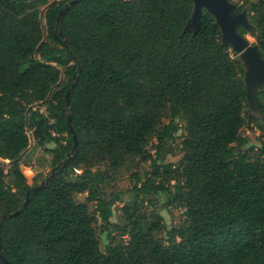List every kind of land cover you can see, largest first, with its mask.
I'll list each match as a JSON object with an SVG mask.
<instances>
[{
	"label": "trees",
	"instance_id": "trees-1",
	"mask_svg": "<svg viewBox=\"0 0 264 264\" xmlns=\"http://www.w3.org/2000/svg\"><path fill=\"white\" fill-rule=\"evenodd\" d=\"M69 1L0 0V158L11 160L0 166V218L21 208L33 187L19 162L29 132L45 149L55 144L53 168L65 162L0 226V264H264V123L251 113L245 69L222 44L215 16L204 10L198 33L184 32L193 0H81L58 21ZM235 1L248 6L264 57V0ZM79 64L70 95L78 147L68 159L66 94ZM258 99L264 113V87ZM179 119L186 133L175 166L161 154L177 139ZM252 122L262 123L253 157L241 134ZM136 158L153 170L136 176L133 198L108 196L104 172L90 164L119 169ZM84 192L93 212L76 200ZM160 194L187 215L165 242L157 237L164 217L148 199ZM117 202L128 241L104 252L96 223L111 225Z\"/></svg>",
	"mask_w": 264,
	"mask_h": 264
},
{
	"label": "rangeland",
	"instance_id": "rangeland-1",
	"mask_svg": "<svg viewBox=\"0 0 264 264\" xmlns=\"http://www.w3.org/2000/svg\"><path fill=\"white\" fill-rule=\"evenodd\" d=\"M257 0H251V2H256ZM241 4V3H239ZM250 13V11H249ZM43 25L45 27L46 22L43 19ZM249 41L252 44H257L258 40L254 35L249 33L246 34ZM232 51V49H231ZM234 53V52H233ZM235 54V53H234ZM236 58V57H234ZM42 111L45 110V105H38ZM168 120H165L167 122ZM180 131L177 139L173 143H168L163 151H162V160L165 163L174 164L177 166L181 161L183 154L180 152L181 142L184 139L186 130V123L184 120H178ZM261 122H252L250 124H246L242 130L241 134L244 137L249 139V143L243 149L247 150L251 157H253L258 148L261 146V138H262V129ZM30 134V145L26 151H24L19 157L20 167L27 178V184L30 186H35L36 180L47 177L52 171V152L51 150L55 148V144L47 145L48 149H45L42 146H39L37 142L34 140L31 132ZM66 136V135H65ZM157 137H153L151 139V143L149 144V152L152 158L156 157V149L155 146L157 144ZM161 160V162H162ZM11 165V160L0 158V166L8 169ZM93 170L101 169L104 172L103 182L101 184L102 190L108 195H116L121 194L124 200L129 201L133 198L134 193L131 190L134 188L136 184V176L144 179L147 173H150L153 170V165L151 164V160L143 161L139 158L136 159H128L125 165L119 169H112L109 166L104 164L97 165L95 162L90 164ZM83 170L82 166L77 170V173H81ZM171 188L176 184V181L173 180L170 184L167 183ZM148 199H151L155 202V208L160 211L162 216L164 217V230L157 234V237L166 241L168 238V231L172 230V228L179 227L185 223L187 220L186 208L182 207L178 203H171L167 205L166 196L160 194L157 196H150ZM76 200L80 203H85L88 205L91 212L95 210V204L88 200V192L79 193L76 195ZM124 203H115L113 206V217L111 219V225H103L102 221L98 219L96 223V232L98 239L100 241L101 249L105 252L107 246L114 245L120 240L128 241V236H121V230L118 229V226H124V218L122 214V207ZM145 210L150 208V202L147 200L145 203ZM110 230L112 235L109 236L107 231Z\"/></svg>",
	"mask_w": 264,
	"mask_h": 264
},
{
	"label": "water",
	"instance_id": "water-1",
	"mask_svg": "<svg viewBox=\"0 0 264 264\" xmlns=\"http://www.w3.org/2000/svg\"><path fill=\"white\" fill-rule=\"evenodd\" d=\"M81 0H71L67 2L63 8L60 10L58 21H60L65 13L75 4ZM194 7L190 18L187 20L185 31L192 29L194 33L202 27V18L204 10L213 14L216 19V23L219 26L222 33V44L224 46H230L233 52L239 57L242 65L245 69L244 73V83L247 91L248 104L253 116L264 123V113L261 109V104L258 99V92L264 87V57L260 53L257 45L252 44L247 35L241 34L239 28L243 27L249 34H256V27L251 22L249 18V8L245 6L242 11H238V2L232 0H193ZM61 35L65 36L63 31L60 32ZM66 39V38H65ZM82 70L79 64L78 70L73 77L71 86L69 87L66 94V110L68 114V121L70 130L73 135L74 145L72 150L68 153V159H70L75 151L77 150V136L73 127V119L70 113V95L73 92L75 85L78 80V76ZM64 161L58 163L50 172V174L45 177L36 186H33L28 192V196L24 204L17 211L12 213L4 214L0 218V226L8 218H12L21 214V212L28 206L30 195L32 193H37L44 189L49 182L53 179L57 171L61 166L64 165ZM8 264L10 263L7 259Z\"/></svg>",
	"mask_w": 264,
	"mask_h": 264
},
{
	"label": "flooded vegetation",
	"instance_id": "flooded-vegetation-1",
	"mask_svg": "<svg viewBox=\"0 0 264 264\" xmlns=\"http://www.w3.org/2000/svg\"><path fill=\"white\" fill-rule=\"evenodd\" d=\"M232 1H235V0H232ZM238 4H239V2H238ZM239 7H240V4H239ZM238 11H242V10H239V8H238ZM240 28H243V27H240ZM240 28H239V30H240Z\"/></svg>",
	"mask_w": 264,
	"mask_h": 264
}]
</instances>
